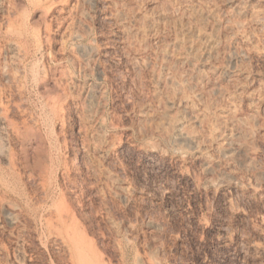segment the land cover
<instances>
[{"label":"rangeland","instance_id":"rangeland-1","mask_svg":"<svg viewBox=\"0 0 264 264\" xmlns=\"http://www.w3.org/2000/svg\"><path fill=\"white\" fill-rule=\"evenodd\" d=\"M1 119L0 264H264V0H0Z\"/></svg>","mask_w":264,"mask_h":264},{"label":"bare ground","instance_id":"bare-ground-1","mask_svg":"<svg viewBox=\"0 0 264 264\" xmlns=\"http://www.w3.org/2000/svg\"><path fill=\"white\" fill-rule=\"evenodd\" d=\"M5 67V66H4ZM11 68V67H10ZM6 70V69H5ZM12 73V72H11ZM10 71H3V75L2 76H5L7 79L8 78H11L13 80V73L11 74ZM4 77V78H5ZM9 80V79H8ZM6 116V115H5ZM4 116V117H5ZM4 119H1L0 120V123H4L2 122ZM6 120V119H5ZM4 126V124H1ZM10 126V125H8ZM7 126V127H8ZM15 126V125H14ZM2 126H0V129H1ZM14 128V127H13ZM15 129V128H14ZM13 131H17L15 133H19V131L21 130H18L19 127ZM4 130V129H3ZM24 129L21 130V132L23 131ZM7 132V131H5ZM3 133V132H2ZM17 133V134H18ZM6 134V133H5ZM21 134V133H20ZM19 134V135H20ZM22 134H25V131L22 133ZM180 134V133H179ZM181 137H182V140L184 141H187V142H192L193 139L190 135L186 134V133H183L181 132ZM24 136V135H23ZM22 136V137H23ZM224 150V149H223ZM1 192V191H0ZM3 194V193H2ZM1 195V193H0ZM43 195V194H42ZM6 196V195H5ZM49 195H47L48 197ZM4 197V196H3ZM41 197V196H40ZM43 197V196H42ZM49 198V197H48ZM40 199V198H39ZM42 199V198H41ZM40 199V200H41ZM45 199V198H44ZM1 200H4L1 198ZM43 201V200H41ZM5 203V201H4ZM36 203L39 204V200L38 202L36 201ZM33 202V204H36ZM41 203V202H40ZM44 203V202H42ZM46 203V202H45ZM44 203V204H45ZM0 204H3L2 202H0ZM29 204V203H28ZM4 205V204H3ZM37 205V204H36ZM44 206V205H43ZM48 208V207H47ZM44 210H46L45 207H43ZM51 210V209H50ZM49 210V211H50ZM48 211V215H41L43 217V221L45 220V224L47 225V230L49 229V235L51 236V239H53L55 242L57 243H62V244H65L67 249L70 251V254L71 256L73 257V259L76 260V263L77 264H96L97 260L93 257H89V254H88V249L86 248V243L84 242V236L83 235H80V234H76L74 231H72V234H71V231H70V222H69V215L67 214V212L65 210H58L56 216H54L52 218V214H50V212ZM47 212V211H46ZM34 214V212H32ZM35 214H36V210H35ZM42 214V213H39V215ZM55 214V212H54ZM37 218H38V215L36 214ZM35 218V217H34ZM42 221V222H43ZM72 227V225H71ZM42 229V228H41ZM45 232V231H43ZM48 233V231H47ZM49 238V237H48ZM83 238V239H82Z\"/></svg>","mask_w":264,"mask_h":264}]
</instances>
